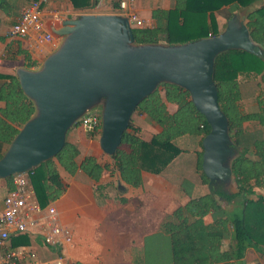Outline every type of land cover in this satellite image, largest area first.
Returning a JSON list of instances; mask_svg holds the SVG:
<instances>
[{
  "label": "trees",
  "instance_id": "1",
  "mask_svg": "<svg viewBox=\"0 0 264 264\" xmlns=\"http://www.w3.org/2000/svg\"><path fill=\"white\" fill-rule=\"evenodd\" d=\"M69 1L77 9H86L99 0ZM171 1L170 8L152 10L153 27L133 28L137 43L178 44L217 35L221 32L219 11L226 8L229 19L237 10L252 7L246 23L253 39L263 49V56L231 50L216 59L214 79L219 103L229 118L231 136L238 150L232 161L235 190L227 192L220 185H214L208 192L194 195V183L189 179L182 180L181 185L190 199L167 214L161 225V234L170 243L169 256L159 259L163 256L162 249L159 254L151 253V257L157 259L154 263L231 264L244 258L250 247L264 252V0ZM119 4L120 0H115L114 6L119 7ZM22 53L26 66L38 65L28 53ZM241 76L256 81V107L252 110L243 107ZM0 78L5 79L0 88V101L5 103L0 108L1 158L4 147L35 113V106L24 93L15 73H0ZM169 104L175 105L174 112L169 110ZM135 112L150 117L160 126V131L146 140L141 136V128L131 120L115 154L104 153L111 162L89 154L79 164L80 149L67 140L56 156L29 173L39 203L47 206L65 193L67 183L60 168L72 175L82 170L95 182H100L104 175L117 173L120 183L139 187L143 184V172L162 174L186 150L197 154L196 167L201 182L209 184L202 161L203 139L210 132V125L194 105L188 90L163 83L141 101ZM251 123L256 124L254 128L249 127ZM79 124L80 121L75 126ZM186 135L191 137L186 138ZM183 140L191 142L193 148L181 145ZM14 177L5 178L10 185L9 191L14 187ZM97 188L103 187L99 184ZM121 201L126 202V199L121 198ZM224 201H233L232 206L227 207ZM207 217H211V221H207ZM24 237L25 234L19 239ZM145 260L147 264H154L149 261V253Z\"/></svg>",
  "mask_w": 264,
  "mask_h": 264
},
{
  "label": "water",
  "instance_id": "2",
  "mask_svg": "<svg viewBox=\"0 0 264 264\" xmlns=\"http://www.w3.org/2000/svg\"><path fill=\"white\" fill-rule=\"evenodd\" d=\"M249 12V7L236 11L217 35L178 44L137 43L129 17L123 14L65 19L61 28L53 29L62 37L60 45L41 66L16 70L35 113L0 158V178L33 170L56 156L70 129L95 110L102 118L100 146L104 153L115 154L141 101L161 84L171 83L190 92L210 125L202 161L209 188L220 185L231 192L232 161L238 150L219 103L214 72L217 57L227 51L263 56L246 23Z\"/></svg>",
  "mask_w": 264,
  "mask_h": 264
},
{
  "label": "crops",
  "instance_id": "3",
  "mask_svg": "<svg viewBox=\"0 0 264 264\" xmlns=\"http://www.w3.org/2000/svg\"><path fill=\"white\" fill-rule=\"evenodd\" d=\"M30 1L32 0H0V53L5 52V57L0 63V73L16 74L18 67H28L22 51L28 53L30 58L38 63L37 66L28 68L37 69L57 48L46 44L37 51L31 46V38L10 37L9 31L12 25L19 18L23 7ZM40 1L44 16L52 30L62 27L61 23L59 27L54 26L52 16L54 11H59L64 20L76 18L81 14H121L119 7L114 6L115 0H99L92 6L93 8L90 7L91 10L77 9L69 0ZM172 5L171 0H136L139 13L151 19L154 24L152 10L157 7L170 8ZM61 41L60 37V43ZM4 82L5 79L0 78V88ZM4 105L5 103L0 101V108ZM170 105L175 106L169 104V110ZM145 115L143 114L142 117L144 118ZM156 125L160 130V126ZM79 126L71 128L67 137V140L80 149L78 163L81 164L84 157L89 154L111 162V159L104 155L99 139L89 136L90 134L88 135L80 124ZM4 148L6 151L8 146ZM165 171L162 174L143 172V184L139 187L120 183L119 175L116 173L118 183L124 186V190L112 197L111 183H107L108 185L103 183L109 175H104L100 182H95L82 170L72 175L60 168V174L67 183V188L59 199L50 204L56 207V217L59 222L73 229V243L45 242V234L48 233L49 227L45 220L47 211L44 210L34 214L36 222L24 233V238L19 239L23 234H12L7 247L0 249V262L9 249L17 248L27 249L35 254L33 257L29 256L23 264H48L59 255H64L71 264H147L145 258L148 253V243L157 236H164L161 234L164 218L190 199L181 185L182 180H191L194 183L193 194L201 195L198 194L200 184L191 172L188 174L180 171L178 166L173 171L174 178H171L166 176ZM99 184L102 185L103 190L101 189L98 194L96 192L99 191L96 189ZM9 189L10 185L5 178H0V213L5 207V197ZM121 198H125L126 202H122ZM207 221H211V217H207ZM154 249L160 252L161 247L157 246ZM231 264H264V252L250 247L244 258Z\"/></svg>",
  "mask_w": 264,
  "mask_h": 264
},
{
  "label": "built area",
  "instance_id": "4",
  "mask_svg": "<svg viewBox=\"0 0 264 264\" xmlns=\"http://www.w3.org/2000/svg\"><path fill=\"white\" fill-rule=\"evenodd\" d=\"M49 1V0H44ZM120 13L127 15L133 26L139 28H151L155 24L151 19L143 17L136 8V0H120ZM54 26H63L64 18L59 11L52 13ZM9 35L11 38L32 39V48L40 51L46 44L58 47L60 36L54 33L49 27L46 17L43 13L42 1L32 0L21 10L17 21L12 25ZM5 57V52L0 53V63ZM80 125L92 137H97L102 131V118L98 110L84 115L80 120ZM101 127V129H100ZM30 171L15 175L14 187L5 197V207L0 213V249L7 247L13 233L24 234L35 224L34 214L47 211L48 233L45 234L47 244H72L74 241L73 229L65 225L56 217L57 210L52 204L42 206L37 197L34 188L31 186ZM30 253L27 249H9L2 257L0 264H23ZM48 264H71L64 255H59L57 259Z\"/></svg>",
  "mask_w": 264,
  "mask_h": 264
},
{
  "label": "rangeland",
  "instance_id": "5",
  "mask_svg": "<svg viewBox=\"0 0 264 264\" xmlns=\"http://www.w3.org/2000/svg\"><path fill=\"white\" fill-rule=\"evenodd\" d=\"M92 8H90L89 10H91ZM249 8L251 9L252 7H249ZM217 15H218V20H219V26H220V29H221V32H222L226 28L227 21L229 20L228 17H227V9L225 8L223 11H219L217 13ZM133 28H136V27L133 26ZM240 79L242 81V87H243L242 89H243V93H244V98L243 99H245V100H243V107L247 111L248 110H252L253 108L256 107V98H255V94L257 92L256 81H254L253 78L246 79L244 76H241ZM170 110L171 111L175 110V106L170 105ZM142 115L143 114L140 113V112H134L132 120H133V122H134V124L136 126H139L141 128V130H142L141 131V136L144 139L149 140V139H151V137L155 133H157L160 130L157 129V125L156 124H153V122H152L153 120H151L150 117L145 115V117L143 118ZM255 125L256 124L251 123V124H249V127L250 128H254ZM77 126H79V125H77ZM88 135H89V133H88ZM89 136H91V135H89ZM185 137L186 138L187 137H191V135H186ZM99 138H100V135H99V137L97 139H99ZM180 140H181V138H180ZM181 145H183L184 147H186L188 149H192L193 148L191 142H189L188 140H183L181 142ZM178 166H179L180 171H185L188 174H190V172H191L192 173L191 175L196 177V179L198 180V182L200 184V187H199V190H198V194H203V193H206V192L209 191V186L206 185V184H203L201 182L200 172L197 170V167H196L197 166V154L187 152V150H186V152L185 151L182 152V154L178 158H176L166 168V171H165V174L167 173L166 176L168 175L171 178H174L173 171ZM115 175H116V173H115ZM115 175L113 177L109 175V176H107L105 178V181L103 180L104 184L111 183V189L113 190L112 197L114 195H116V196L119 195L120 192H121V190L118 189L119 188V183H118V180H117V176H115ZM177 178H178V176H177ZM235 188H236V186H235V183H234V185L232 187V190H235ZM96 191H99V192H96V193L99 194L101 192V189L98 190V188H97ZM262 191L264 193V190H262ZM232 203H233V201H230V202L224 201V204L227 207H231ZM157 246H160L161 249L163 250V256L162 257L158 256L159 259H165L166 256H169L168 253H169V249H170V243H169L168 238L165 240V236H157V237L153 238L152 240H150L149 243H148L149 261L152 262V263L157 261V259H155V258L153 259L151 257V253H154V254L158 253L159 254L157 249H154Z\"/></svg>",
  "mask_w": 264,
  "mask_h": 264
}]
</instances>
